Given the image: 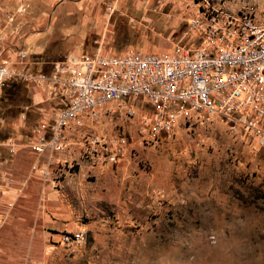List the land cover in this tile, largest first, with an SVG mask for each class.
<instances>
[{"label": "rangeland", "instance_id": "obj_1", "mask_svg": "<svg viewBox=\"0 0 264 264\" xmlns=\"http://www.w3.org/2000/svg\"><path fill=\"white\" fill-rule=\"evenodd\" d=\"M9 1L0 0L9 58L15 62L22 49L29 68L61 76L65 69L54 64L70 52L158 53L186 42V20L195 11L192 3L156 0H19L8 11ZM243 4L264 17V0L226 1L231 9ZM59 92L49 112L62 105ZM134 107L132 117L110 106L97 119L86 116L79 128L65 129L69 150L91 133L115 132L126 136L128 149L100 166L76 155L50 174L55 209L85 231L82 243L59 241L65 250L57 264H264V150L230 134L218 118L180 123L142 140L140 117L149 106L138 99ZM38 118L27 84L5 80L0 144L26 138Z\"/></svg>", "mask_w": 264, "mask_h": 264}, {"label": "built area", "instance_id": "obj_2", "mask_svg": "<svg viewBox=\"0 0 264 264\" xmlns=\"http://www.w3.org/2000/svg\"><path fill=\"white\" fill-rule=\"evenodd\" d=\"M226 1L156 0L159 4L195 5L186 20V42L167 51H74L61 64H54V68L63 66L65 76L29 68L22 49H17L15 62L0 58V85L15 77L46 89L47 102L58 91L63 99L52 112L38 110L39 118L25 143L35 153L48 154L41 174H50L47 168L53 164L52 154L67 149L66 128H79L86 116L97 119L110 106L132 117L138 99L149 106V112L140 117L142 140L170 132L180 123L218 118L230 134L245 138L252 149L264 150V17H256L252 5L231 9ZM106 9L112 12L113 7ZM13 63L18 65L16 69ZM4 146L14 152L18 143L8 139ZM127 149V138L121 132L91 133L84 137L79 157L93 165H107L119 160ZM34 169L33 164L30 170ZM84 239L83 229L60 235L64 245Z\"/></svg>", "mask_w": 264, "mask_h": 264}, {"label": "crops", "instance_id": "obj_3", "mask_svg": "<svg viewBox=\"0 0 264 264\" xmlns=\"http://www.w3.org/2000/svg\"><path fill=\"white\" fill-rule=\"evenodd\" d=\"M21 3L19 0L9 1L8 11ZM7 31L5 27L0 29L2 34ZM32 38L29 36L24 40L23 46L29 44ZM0 49H3L0 58L10 59L2 40ZM12 58L15 59L14 55ZM27 89L37 114L38 110L49 109V102L44 99V89L28 84ZM34 124L26 138H8L18 143L14 152H9L4 146L8 139L0 144V264H57L58 257L65 250L59 244L61 233L76 230V226L64 218V212L55 209V192L48 180L60 163H65L70 157L80 156L81 144L76 142L73 149L52 154L53 164L47 168L50 174L42 175L41 170L45 168L48 154L35 153L25 145ZM33 164L35 169L30 170Z\"/></svg>", "mask_w": 264, "mask_h": 264}]
</instances>
